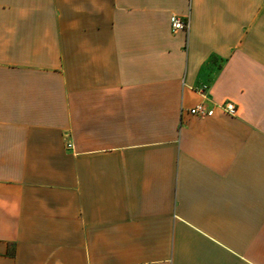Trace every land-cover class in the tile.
Here are the masks:
<instances>
[{
	"label": "crops",
	"instance_id": "obj_1",
	"mask_svg": "<svg viewBox=\"0 0 264 264\" xmlns=\"http://www.w3.org/2000/svg\"><path fill=\"white\" fill-rule=\"evenodd\" d=\"M0 264H264V0H0Z\"/></svg>",
	"mask_w": 264,
	"mask_h": 264
},
{
	"label": "built area",
	"instance_id": "obj_2",
	"mask_svg": "<svg viewBox=\"0 0 264 264\" xmlns=\"http://www.w3.org/2000/svg\"><path fill=\"white\" fill-rule=\"evenodd\" d=\"M170 22V28L173 32L177 30H185L187 28V22L184 20L182 17L177 16V15H171L169 18ZM220 110L225 112L226 114L229 115H235L236 113V106L230 103H224L218 106ZM214 110L213 108H208L205 106V104L198 103L194 107L189 109V113L191 114H196L200 115L202 117H209L213 114ZM68 147H70V144H67Z\"/></svg>",
	"mask_w": 264,
	"mask_h": 264
}]
</instances>
